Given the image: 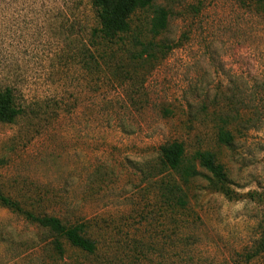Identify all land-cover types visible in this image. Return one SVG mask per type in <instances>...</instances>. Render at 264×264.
Here are the masks:
<instances>
[{
  "label": "rangeland",
  "instance_id": "1",
  "mask_svg": "<svg viewBox=\"0 0 264 264\" xmlns=\"http://www.w3.org/2000/svg\"><path fill=\"white\" fill-rule=\"evenodd\" d=\"M153 7L166 29L153 37L152 8L135 13L109 71L91 59V0H0V90L21 110L0 124V195L82 225L95 244L60 240L59 255L47 231L0 205V264H264V11L256 0ZM134 37L150 43L141 57ZM172 142L187 158L213 153L233 199L199 168L188 206L166 213L144 165Z\"/></svg>",
  "mask_w": 264,
  "mask_h": 264
},
{
  "label": "trees",
  "instance_id": "2",
  "mask_svg": "<svg viewBox=\"0 0 264 264\" xmlns=\"http://www.w3.org/2000/svg\"><path fill=\"white\" fill-rule=\"evenodd\" d=\"M153 1L91 0L96 25L91 28L89 33L91 43L89 47L97 49L99 55L97 58H91L93 62L94 59L97 62L95 66L100 68L105 66L109 71L112 70L113 45L119 40L123 42L129 34L131 18L135 13L152 8L147 30L153 37L160 35L166 29L167 11L163 7H153ZM256 1L261 11H264V0ZM133 40L141 47L136 56L141 57L142 54L148 52L150 43L144 44L137 37H134ZM89 47L86 48V52ZM20 114L21 110L15 104L12 89L7 87L0 90V124L12 123ZM169 114L167 109L164 110V115ZM217 141L219 144L229 147L233 142V137L228 131L220 128L217 133ZM199 168L206 171L205 178L213 188L218 189L227 198L233 199L236 194L233 195L234 192L229 188L225 169L216 161L215 155L209 151H197L187 158L184 146L180 142L160 146L154 162L144 165V178L150 183L165 212L172 215L188 206V186L202 176ZM0 205L47 231L53 237L52 244L59 255L63 254L60 240H64L70 246L86 253L95 251V244L85 236L82 225H69L55 216L34 214L25 210L19 202L2 195H0ZM257 249L259 252H264V230L257 243Z\"/></svg>",
  "mask_w": 264,
  "mask_h": 264
}]
</instances>
